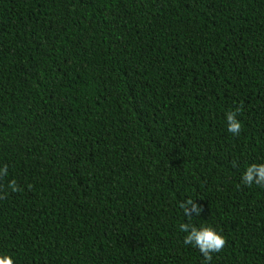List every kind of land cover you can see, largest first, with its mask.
<instances>
[{
    "label": "trees",
    "instance_id": "16d2710c",
    "mask_svg": "<svg viewBox=\"0 0 264 264\" xmlns=\"http://www.w3.org/2000/svg\"><path fill=\"white\" fill-rule=\"evenodd\" d=\"M262 161L264 0H0L14 264H264V187L239 180ZM186 197L224 236L208 262Z\"/></svg>",
    "mask_w": 264,
    "mask_h": 264
},
{
    "label": "clouds",
    "instance_id": "9594fccd",
    "mask_svg": "<svg viewBox=\"0 0 264 264\" xmlns=\"http://www.w3.org/2000/svg\"><path fill=\"white\" fill-rule=\"evenodd\" d=\"M239 111V107L224 111V126L233 135H238L241 130V121L237 116ZM7 174V165H0V177ZM239 180L245 186L255 184L264 187V161L247 164L243 168ZM8 187L12 191H15L16 181L10 180ZM179 208L182 210L185 218L184 222L178 225L179 231L183 233V244L198 249L203 260L205 262L210 261L212 254L218 253L224 246L225 239L223 234L207 223L196 224L193 222L192 218L199 217L203 210L202 205L198 204L194 198L186 197L179 202ZM0 264H14L13 258L9 254L0 251Z\"/></svg>",
    "mask_w": 264,
    "mask_h": 264
}]
</instances>
